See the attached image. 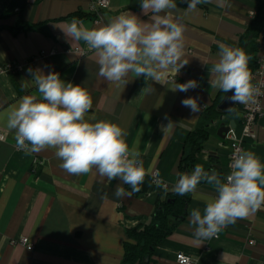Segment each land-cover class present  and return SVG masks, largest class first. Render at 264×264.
I'll list each match as a JSON object with an SVG mask.
<instances>
[{
	"label": "crops",
	"instance_id": "obj_1",
	"mask_svg": "<svg viewBox=\"0 0 264 264\" xmlns=\"http://www.w3.org/2000/svg\"><path fill=\"white\" fill-rule=\"evenodd\" d=\"M91 1L23 0L19 5L18 0H0V67L10 62L20 66L16 74L0 72V111L36 93L29 68L45 74L58 72L61 79L91 94L93 107L86 118L118 123L126 130L130 145L142 129L138 149L145 168L158 171L170 190L180 174L179 159L187 135L203 110L224 96L208 83L210 69L219 58L218 45L238 47L250 14L264 0H212L187 15V4L176 0L180 10L176 15L186 28L184 59L189 63L177 75L170 72L166 80H196L199 86L186 93L172 92L171 83H146L144 77L131 74L125 87L119 88L99 77L95 51L83 41L68 39L62 29L73 18L97 27L123 12L135 13L146 24L152 19L142 13L141 0H109L98 16L89 13ZM151 85L155 91H150ZM186 97H196L206 107L193 114L181 104ZM241 107L236 104L235 112L210 122L208 139L196 154L192 170L199 163L206 171L215 168L225 176L228 146L217 133L221 123L228 125L229 121L239 130ZM260 108L264 111V98ZM147 114L150 119L145 121ZM165 114L176 122L170 136H163L160 129L167 123ZM0 132L5 137L0 140V264H122L123 246L130 240L127 234L150 219L157 196L164 190L149 176L139 192L118 199L114 195L118 180L109 181L94 172L70 175L59 167L62 161L54 150L27 155L15 148L14 133L6 126L0 124ZM254 133L255 140H246L244 150L253 151L264 162V114ZM34 158L40 163L34 164ZM121 186L131 191L129 185ZM199 188L215 195L206 184ZM105 194L107 199H102ZM195 207L202 209L204 204L189 194L185 218L155 245L147 264H179L178 252L190 256L193 264H264V206L207 240L194 236L189 216ZM21 236L33 244L31 250L19 242Z\"/></svg>",
	"mask_w": 264,
	"mask_h": 264
},
{
	"label": "clouds",
	"instance_id": "obj_2",
	"mask_svg": "<svg viewBox=\"0 0 264 264\" xmlns=\"http://www.w3.org/2000/svg\"><path fill=\"white\" fill-rule=\"evenodd\" d=\"M212 0H181L187 4L184 15L197 11L200 4ZM145 16L151 15L152 23L146 24L135 13L123 12L107 23L85 26L84 21L73 18L62 29L65 36L83 41L87 48L97 54L98 75L104 81L119 88L129 82V75L144 77L161 85L171 83L172 92H188L196 89V80L186 83L166 80L170 72L176 75L189 63L185 56V25L176 15L179 12L176 0H141ZM219 58L210 69L208 80L212 88L224 93L231 92L227 100L233 104L248 106L257 104L260 88L253 84L249 69L251 57L243 48L220 43ZM36 93L24 95L15 103L0 111V124L14 133L15 146L27 155L54 150L55 157L62 161L59 167L70 175L97 173L109 181L120 183L114 191L118 199L131 197L141 190L146 177L164 192L168 184L152 167L145 168L138 149L140 136L135 144L127 142V132L118 123L108 120L86 118L93 107L89 91L80 85L66 82L60 74L29 68ZM150 91L155 89L150 87ZM183 107L193 114L200 113L201 105L196 97L181 100ZM227 112H235L228 107ZM145 121L150 114L144 116ZM166 124H161L163 136H170L176 122L165 114ZM95 121V122H91ZM230 172L221 177L215 169L206 171L196 164L191 172L178 174L171 191L180 196L191 195L204 207L190 210V223L195 226L194 236L207 240L217 236L237 220L248 218L264 206V162L250 150L237 148L229 165ZM210 186L215 195H208L199 188ZM121 184L131 187L126 191ZM107 199V195L102 196ZM6 239V238H5ZM2 243V241H0Z\"/></svg>",
	"mask_w": 264,
	"mask_h": 264
},
{
	"label": "trees",
	"instance_id": "obj_3",
	"mask_svg": "<svg viewBox=\"0 0 264 264\" xmlns=\"http://www.w3.org/2000/svg\"><path fill=\"white\" fill-rule=\"evenodd\" d=\"M23 0H18L22 5ZM3 9V8H0ZM244 33L239 36L238 47L243 48L251 57L249 69L253 74L257 67L256 53L258 50V35L264 33V1L253 11ZM219 99L207 107L199 117L196 125L183 145V152L179 163L180 173L191 172L196 154L201 150L208 139V126L210 122L220 116L215 108ZM153 213L150 219L139 227L131 230L128 241L124 244V256L122 264H144V258L151 256L157 245L163 238L170 234L183 221L186 216V206L189 195L180 196L171 191L162 192L157 196Z\"/></svg>",
	"mask_w": 264,
	"mask_h": 264
},
{
	"label": "built area",
	"instance_id": "obj_4",
	"mask_svg": "<svg viewBox=\"0 0 264 264\" xmlns=\"http://www.w3.org/2000/svg\"><path fill=\"white\" fill-rule=\"evenodd\" d=\"M107 5H109V0H92L89 6V13L98 16L101 10L106 9L108 7ZM253 13L254 12H252L250 16H252ZM258 36V50L256 53L257 67L255 71H253L254 73L252 74V82L260 88L261 93H264V33H260ZM19 69L20 66L18 64L10 62L7 64H3L0 67V72L6 71V73L16 74ZM262 98H264V96L262 95L257 98V104H250L248 106L242 105V107L240 108L241 122L239 130H236L235 127L229 128L227 133H225L223 141H227L226 146H228V171L225 176L230 172L229 165L231 163L233 153L236 151V149H244L243 144L246 140L254 141L256 138V133H254L255 126L257 120L261 118L262 114H264V111H262V108H260ZM4 139V134L0 132V140L2 141ZM33 162L36 165L40 163L36 158L33 159ZM18 239L19 242L24 245V247H26L27 249L31 250L33 248V244L29 243L25 236H21ZM249 242L253 243V240H250ZM175 257L179 264H193V259L190 256L184 254L183 252H178Z\"/></svg>",
	"mask_w": 264,
	"mask_h": 264
},
{
	"label": "water",
	"instance_id": "obj_5",
	"mask_svg": "<svg viewBox=\"0 0 264 264\" xmlns=\"http://www.w3.org/2000/svg\"><path fill=\"white\" fill-rule=\"evenodd\" d=\"M231 92L229 93H224V96L221 97L222 99L219 101V103L217 104L215 110L216 112H218L220 115L222 114H226V113H229L226 111V109L228 107H235V105L231 104L228 100H227V97L228 96H231ZM235 127V124L234 122L232 121H229L228 125H225L224 123H221L220 127H219V130H218V133L220 135V137L222 139H224L225 137V133H227V131L229 130V128H234ZM148 260L149 258H144L143 260V263L144 264H147L148 263Z\"/></svg>",
	"mask_w": 264,
	"mask_h": 264
}]
</instances>
